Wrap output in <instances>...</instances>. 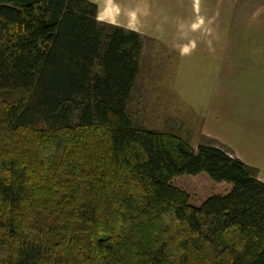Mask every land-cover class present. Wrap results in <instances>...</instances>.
I'll return each mask as SVG.
<instances>
[{
	"label": "trees",
	"instance_id": "trees-1",
	"mask_svg": "<svg viewBox=\"0 0 264 264\" xmlns=\"http://www.w3.org/2000/svg\"><path fill=\"white\" fill-rule=\"evenodd\" d=\"M91 0H0V264H264V181L134 120L141 34ZM228 182L199 203L172 183Z\"/></svg>",
	"mask_w": 264,
	"mask_h": 264
},
{
	"label": "crops",
	"instance_id": "crops-1",
	"mask_svg": "<svg viewBox=\"0 0 264 264\" xmlns=\"http://www.w3.org/2000/svg\"><path fill=\"white\" fill-rule=\"evenodd\" d=\"M91 1L96 3L95 15L98 20L134 29L140 34H145L147 26L153 32L166 34L167 31V21H162L160 17L161 21H145L148 8L158 14L165 10L179 11L175 13V22L170 24V36L165 37L163 34L158 38L150 31L154 39L161 43L160 47H164L162 51H169L175 58L193 53V58L213 56L221 61L219 67H215L212 79L199 81L195 76V82L192 83L195 92L191 94V99L186 100L180 94L176 99L179 100L178 105L183 104L192 111L194 134L190 135L185 124L174 113L165 114L166 118L169 117L166 124L174 122V128L170 126L172 130L185 138L191 146H195L197 142L221 146L228 153L257 167L258 177L264 181V51L258 45V41L264 39V21L254 20L259 19L260 12L264 11V0H222V8L227 11L223 14L221 27L212 24L211 32L206 34L205 39H202V35L193 38L194 40L191 38L194 42L190 45L188 39L186 42H179L173 36L182 28V18L178 17L183 8L180 0H143L145 9H141L142 21H139V15L135 12L137 7L131 0L126 5H121L120 0ZM248 2L252 4L251 8L247 5ZM152 4H155L154 7ZM197 6H194L192 0L191 8ZM246 7H249V11L245 10ZM237 9H240V15L235 17ZM253 11L258 13H252ZM190 30L194 31L192 27ZM259 37L262 38L258 39ZM144 42L142 37L140 55ZM136 76L137 73L130 94ZM204 92L206 102L202 96Z\"/></svg>",
	"mask_w": 264,
	"mask_h": 264
},
{
	"label": "rangeland",
	"instance_id": "rangeland-1",
	"mask_svg": "<svg viewBox=\"0 0 264 264\" xmlns=\"http://www.w3.org/2000/svg\"><path fill=\"white\" fill-rule=\"evenodd\" d=\"M120 1L122 2L121 5H123V3L126 5L128 2V0ZM131 1H133L132 4L137 7L135 12L137 16L139 15V21H142L143 16L141 9L144 8L142 5L143 0ZM180 1L183 8L178 17L182 18V28L173 36H175L179 42L182 40L186 42L188 39V45L194 42L193 38L196 39L197 36L200 37V35H202V39H205L206 34L211 32L210 26H212V24H216L219 27L223 20V14L227 11L222 8V0H208L209 2L207 0H193L194 6L198 5L193 9L191 8L192 0ZM152 5V7H154L155 4ZM247 5L250 8L252 6L250 2H248ZM147 6H150V4H147ZM249 7H246L245 10L249 11ZM177 12L179 11L165 10L158 14L157 11L150 10L149 8L146 10L147 18L145 21H161L158 18L160 17L163 19L162 21H167L166 26L168 27L166 34L165 32H153L152 28L150 29L148 26L145 29V34H141L145 42L139 57V69L137 71L136 80L126 103V110L134 120L141 122L147 127L154 128L163 126L174 128V122H167L168 126L166 120L169 119V117H165L166 113H174L175 116L177 115V118L185 124L188 132L192 135V133L194 134L195 132V129L192 127H195L194 121L192 120L194 118L193 113L187 106L183 104L178 105L177 101L179 100L176 99L179 94L186 100L191 99V94L195 92V87L192 85V83L195 82V76L199 81L212 79L213 73H215L214 69L215 67H219L221 59L214 58L213 56H199L193 58V53L186 57L175 58L171 56L169 51H162L164 47H160L161 43L154 39L153 33L158 36V38L163 34H165V37L170 36V24H172V21L175 22V13ZM254 12L256 13L257 11H253L252 13ZM234 15L235 17L240 15V9L235 10ZM254 20L264 21V11L260 12L259 19L255 18ZM191 27L194 31L190 30ZM196 30L199 32L197 33ZM191 38L193 40H191ZM261 38L262 37H259L258 39ZM258 45L259 49L264 51V39L259 40ZM202 96L205 98L206 102V92H204ZM199 136L203 137L202 135ZM172 183L183 188L188 193V200L196 204L211 192H223L227 189L229 184L225 181H214L203 171L194 174L183 173L176 175L172 178Z\"/></svg>",
	"mask_w": 264,
	"mask_h": 264
}]
</instances>
